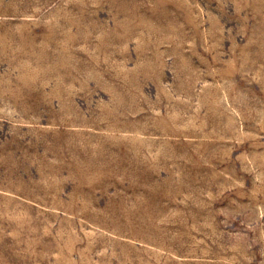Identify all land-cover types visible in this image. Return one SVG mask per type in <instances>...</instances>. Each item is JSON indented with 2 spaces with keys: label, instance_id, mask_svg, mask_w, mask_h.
Listing matches in <instances>:
<instances>
[{
  "label": "rangeland",
  "instance_id": "rangeland-1",
  "mask_svg": "<svg viewBox=\"0 0 264 264\" xmlns=\"http://www.w3.org/2000/svg\"><path fill=\"white\" fill-rule=\"evenodd\" d=\"M0 264H264V0H0Z\"/></svg>",
  "mask_w": 264,
  "mask_h": 264
}]
</instances>
